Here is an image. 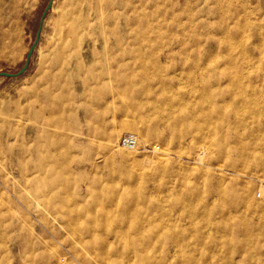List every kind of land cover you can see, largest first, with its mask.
<instances>
[{
    "label": "rangeland",
    "instance_id": "obj_1",
    "mask_svg": "<svg viewBox=\"0 0 264 264\" xmlns=\"http://www.w3.org/2000/svg\"><path fill=\"white\" fill-rule=\"evenodd\" d=\"M49 1L0 0V73L23 68ZM62 140L76 184L50 211L106 262L264 264V0H55L29 70L0 78V264H103L31 197H51L30 182ZM102 208L109 229L85 232Z\"/></svg>",
    "mask_w": 264,
    "mask_h": 264
},
{
    "label": "bare ground",
    "instance_id": "obj_2",
    "mask_svg": "<svg viewBox=\"0 0 264 264\" xmlns=\"http://www.w3.org/2000/svg\"><path fill=\"white\" fill-rule=\"evenodd\" d=\"M126 128L129 129V130H134L135 129V127L133 125L132 126H127ZM58 143L61 145L60 147H62L63 144H65L67 146L66 147V151H64L62 149L61 151L59 150V151L55 152L57 155H60L62 159H64V162L61 163L59 161L54 160L55 159V155H54L53 158H50L51 161L49 163H47V164L43 163V164H40V165H36L35 166L36 173H35L32 181L30 182L32 188H34L36 192H38L40 194V190L41 189L49 190L51 192V197L48 198L49 197L48 195H46L48 197L41 196L42 199H43V202H42V201H39L36 198V195H34V196L31 195V194L30 195H31V197L34 200V204L40 210H42L43 213H45L49 217L53 218L55 220V222H57V224H59L61 231L64 232V234L72 241V243L76 247H79L80 249H82L85 252L86 255L90 256V258L92 260L96 261L97 259H99L103 264H110V262H108V261L106 262V259L104 257V255H105L104 250H101V249L98 250L96 248V246H95V243L93 244V242L90 241V240H83L82 239V237H81L82 235L81 234L83 233V231L80 228L84 224V223H82V225H81L80 221H82V220L70 218L68 215H61V217H58V215H56V213L54 211L53 212L50 211L51 210L50 206L54 202L58 203L61 208H64L66 206L67 202L70 199L68 195H70V192L72 191V188L76 184L74 179H73V176H71L72 167H73L72 165L75 163V161H76L75 159L76 158L73 157L75 155H73V154H71L69 152L70 149H76V147L70 148L69 147V141H66V140H62L61 142L59 141ZM133 152H134V150H133ZM202 160H203V158H202ZM200 162H201V160H200ZM30 178H31V176H30ZM80 181L82 183L84 182L82 177L80 178ZM71 195H72V193H71ZM102 196H103V193L100 192L99 195L96 198V203L97 204H95V205H100L102 203L101 202L102 198H103ZM73 204H75V203H73ZM77 205H75V206H77ZM75 206L73 208H71L72 206L70 208L68 207L70 212H76L78 214L81 210H83V208H86L88 210V206L83 207V205H81V207L76 211ZM111 208H102L100 210V212L91 213V217H90L91 220H89L91 222L89 223V226L86 228L85 232H90L93 229L98 228L99 226H101V224L103 225L102 228L104 230H108L109 229V227H108L109 226V222L111 220L110 219L111 218V213H112L111 212ZM140 222H141L140 226L142 224L144 227H148L147 229H148L149 232H153V231H155L158 228V226H156L155 224H153L150 221H147V222L146 221H140ZM136 224H138V222L134 218V221L132 222V229H136V232L138 231L137 234H143L144 232L139 227L137 228V226H135ZM143 226H142V229L144 228ZM33 231H34V229H33ZM18 233L21 236L22 232H18ZM120 235L124 236L123 238H125V235H126L125 231H123L121 229L120 230ZM117 236H119V235H117ZM30 238H31V234L28 233L27 236H26V239H30ZM175 239H174L173 242L174 243L175 242L178 243V240H175ZM59 241H61V240L59 239ZM101 242L104 243V241H101ZM97 243H98V239H97ZM123 244H124V242H123ZM178 245H179V252L178 253H180L182 251V249L180 247H182V245H184V244H182V245L178 244ZM35 246L36 245H34L32 248L35 249ZM51 249H54V248H51ZM55 249H57V248H55ZM73 251H75V248L73 249ZM51 253H53V252H51ZM77 255H79V253ZM138 258L141 259L142 257L140 256ZM63 259H65V261H66V258H63ZM149 263L150 262L148 261V259L144 258V261L141 262L140 264H149ZM58 264H61V260L58 262Z\"/></svg>",
    "mask_w": 264,
    "mask_h": 264
},
{
    "label": "water",
    "instance_id": "obj_3",
    "mask_svg": "<svg viewBox=\"0 0 264 264\" xmlns=\"http://www.w3.org/2000/svg\"><path fill=\"white\" fill-rule=\"evenodd\" d=\"M55 0H50L47 7L45 8L42 16H41V19H40V25H39V29L36 33V38H35V41L33 43V45L31 46L28 54H27V57H26V61H25V65L23 66V68L16 74H10V73H0V78L1 77H4V78H18V77H21L23 76L30 68V65H31V60H32V57L36 51V48L37 46L39 45L40 43V40H41V36H42V31H43V23L47 17V14L48 12L51 10L53 4H54Z\"/></svg>",
    "mask_w": 264,
    "mask_h": 264
},
{
    "label": "built area",
    "instance_id": "obj_4",
    "mask_svg": "<svg viewBox=\"0 0 264 264\" xmlns=\"http://www.w3.org/2000/svg\"><path fill=\"white\" fill-rule=\"evenodd\" d=\"M120 145L127 150H133L137 147V139L132 135L125 136L120 141Z\"/></svg>",
    "mask_w": 264,
    "mask_h": 264
}]
</instances>
